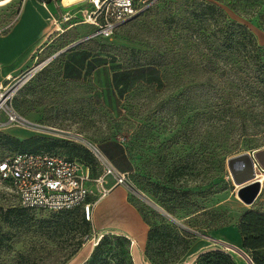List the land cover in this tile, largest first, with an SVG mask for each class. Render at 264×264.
I'll return each instance as SVG.
<instances>
[{"label": "rangeland", "instance_id": "rangeland-1", "mask_svg": "<svg viewBox=\"0 0 264 264\" xmlns=\"http://www.w3.org/2000/svg\"><path fill=\"white\" fill-rule=\"evenodd\" d=\"M7 1L0 0V4ZM168 1L171 0H158L150 9L137 13V18H133L134 15L123 22L109 37L93 35L96 27L81 22L91 9L88 1H81L79 16L71 18L83 23L79 32L81 37L77 39L80 43L76 40L73 44L68 43L62 48L72 46L60 55L55 54L59 43L47 48L37 63L47 59L48 62L33 76H25L14 86V95L8 103L28 121L17 124L28 131L29 136L17 137L39 135L68 141L66 145L50 148L73 155H76L74 151H68L70 143L83 145L88 152L81 151L80 155H86L85 158L94 164V171L100 173L96 152L80 139L83 137L94 143L117 169L128 170L129 200L141 214V210L148 213L151 209L160 211L152 204L156 203L173 215L181 226L195 233L188 252L176 262L193 264L198 254L209 248L218 247L231 255L238 253V245L221 240L217 230L225 226L239 227L246 210L264 212V184L254 202L245 203L238 195L239 185L234 182L227 164L231 155L226 160L214 158L213 148L216 145L221 147V139L213 145L206 124L200 129L199 140L196 135L184 138L182 129L185 127L189 131L198 124L194 115L196 109L187 95L180 94L183 86L174 85L161 90L144 83L131 85L128 76L122 79L124 83L113 84L116 70L131 67L139 62L137 57L145 55L144 50L154 47L152 42L156 38L149 33V28L157 17V9L160 11ZM243 1H246L242 4L243 11L258 12L235 11L227 4L222 7L230 19L247 25L258 43L264 46V22L260 17L264 13V1ZM133 50L141 52L136 54ZM73 54L76 58L72 57ZM83 57V65L79 61L76 63ZM76 64L79 74L73 69ZM27 71L7 75L0 81L4 86L13 84ZM1 120H5L4 115H0ZM38 125L79 134L80 138ZM0 132H4L3 127ZM117 141L127 153L115 143ZM257 148L244 151L252 152ZM13 152L0 143V159ZM257 172L264 173V169ZM1 204L19 205L6 182L0 180ZM32 211L36 218L56 219L48 231L35 230L24 235L28 242L18 247L25 248L36 264H82L104 233L121 234L96 229L91 220H83L79 210L78 214L76 210ZM146 228H149L147 223ZM126 237L130 239L129 254L134 264H153L145 254L146 239L133 241L132 237ZM238 247L244 250L243 257L248 260L245 254L249 255L248 250ZM118 249L113 247L111 252L105 253L102 257L107 260L103 264H118L115 262ZM8 256L5 249L0 248V264H18L14 260L16 251L12 257Z\"/></svg>", "mask_w": 264, "mask_h": 264}, {"label": "trees", "instance_id": "trees-1", "mask_svg": "<svg viewBox=\"0 0 264 264\" xmlns=\"http://www.w3.org/2000/svg\"><path fill=\"white\" fill-rule=\"evenodd\" d=\"M244 2H166L160 11L157 9V17L149 28V33L156 38L152 42L154 47L144 50L142 53L145 55L137 57L139 62L131 67L116 70L112 78L116 85L124 83V77L128 76L131 85L144 83L161 90L174 85L183 86L180 94L187 95L190 104L196 109L194 115L198 126L189 131L184 127L181 132L184 138L196 135L199 140L202 134L200 129L206 124L213 145L221 139V147L216 145L213 148L214 158L217 159L226 160L229 155L264 145V46L258 43L247 25L230 19L222 7L227 4L235 11H243ZM260 17L264 22V13ZM133 52L140 54L141 51ZM72 57L76 58L75 54ZM84 60L85 57L77 59L76 63L79 61L83 65ZM73 69H78V64ZM0 143L14 151L47 150L65 154L82 160L95 170L94 164L85 158L86 155H80L81 151L88 152V149L77 143L68 146V151H74L76 155L50 148L63 143L66 145L68 141L39 135L21 139L0 132ZM115 143L120 144L118 141ZM36 146L37 149H31ZM121 148L127 153L123 146ZM32 209L35 208L20 204L0 205V248L5 249L8 258L16 251L14 260L18 264H36L26 254L25 248L18 249L21 243L28 242L24 235L35 230L46 232L56 223V219L36 218ZM75 210L76 214L78 210L82 213L85 221L80 207L59 211ZM141 212L149 226L145 245L148 259L153 264H176L188 252L196 237L195 233L156 209H151L149 213ZM238 228L242 246L248 250L253 263L264 264V212L246 210ZM126 236L104 233L88 260L82 264H103L107 259L102 256L111 252L113 247L119 248L115 255L116 263L134 264L129 254L130 239ZM193 264H235V260L227 251L214 247L200 252Z\"/></svg>", "mask_w": 264, "mask_h": 264}, {"label": "built area", "instance_id": "built-area-1", "mask_svg": "<svg viewBox=\"0 0 264 264\" xmlns=\"http://www.w3.org/2000/svg\"><path fill=\"white\" fill-rule=\"evenodd\" d=\"M92 8L83 23L96 27L93 35L111 36L126 20L154 5L158 0H86ZM55 22L56 18L52 14ZM47 60L30 68L15 83L0 81V127L26 121L8 103L14 95V86L25 76H33ZM95 156L101 172L78 158L47 150H17L0 159V180L6 182L15 200L22 206L52 211L80 207L87 220L93 219L94 208L114 187L130 188L129 171H123L100 150ZM261 168H258V170ZM251 264L252 258L247 255Z\"/></svg>", "mask_w": 264, "mask_h": 264}, {"label": "crops", "instance_id": "crops-1", "mask_svg": "<svg viewBox=\"0 0 264 264\" xmlns=\"http://www.w3.org/2000/svg\"><path fill=\"white\" fill-rule=\"evenodd\" d=\"M81 1L84 0L65 5L62 0H9L0 4V79L29 70L52 45L60 44L55 49V54L60 55L67 47L63 46L79 40L83 23L71 18L79 16ZM3 130L14 136H29L18 124H9ZM92 222L98 230L125 234L133 241L147 239L149 228L136 205L129 200L128 189L122 185L114 187L98 202ZM217 234L223 241L242 246L238 226L219 228ZM238 246V253L232 255L235 264H251Z\"/></svg>", "mask_w": 264, "mask_h": 264}, {"label": "water", "instance_id": "water-1", "mask_svg": "<svg viewBox=\"0 0 264 264\" xmlns=\"http://www.w3.org/2000/svg\"><path fill=\"white\" fill-rule=\"evenodd\" d=\"M79 42V41H77ZM76 42V43H77ZM72 45L66 47L63 50L68 49ZM55 56V55H53ZM35 68V67H33ZM50 131L57 133H67L73 137L80 136L79 134H74L69 131H64L52 126H43ZM227 164L231 173V176L235 183L244 185L240 186L238 189V195L240 198L247 204L253 203L259 192L262 188V182L258 179H255L258 168L264 169V146L250 151H243L234 155H231L227 158ZM157 209L165 213L167 216L173 218L171 214L166 212L156 203H152ZM241 250V249H240ZM244 253V250H241ZM248 255L247 253H245ZM253 262V260H252ZM254 264V263H253Z\"/></svg>", "mask_w": 264, "mask_h": 264}, {"label": "bare ground", "instance_id": "bare-ground-1", "mask_svg": "<svg viewBox=\"0 0 264 264\" xmlns=\"http://www.w3.org/2000/svg\"><path fill=\"white\" fill-rule=\"evenodd\" d=\"M78 1H80V0H62V2H63V4H65V5H70V4H72V3H74V2H78ZM24 122H28V121H24ZM38 126H40V125H38ZM79 138H80V136H78ZM84 143H86L87 145H89L94 151H98L99 149H98V147L94 144V143H92L91 141H89V140H86L85 138H83V137H81L80 138ZM255 179H258V180H260L261 182H262V184H264V173H258L257 172V174H256V177H255ZM246 182H244V183H242V184H238L239 185V187L240 186H242V185H244ZM264 186V185H263ZM241 249V248H240ZM242 250V249H241Z\"/></svg>", "mask_w": 264, "mask_h": 264}]
</instances>
